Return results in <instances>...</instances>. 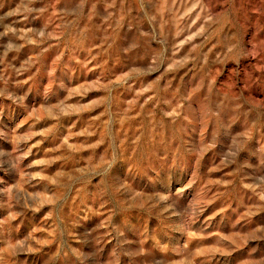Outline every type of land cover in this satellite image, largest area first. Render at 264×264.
<instances>
[{"label": "clouds", "instance_id": "obj_1", "mask_svg": "<svg viewBox=\"0 0 264 264\" xmlns=\"http://www.w3.org/2000/svg\"><path fill=\"white\" fill-rule=\"evenodd\" d=\"M0 264H264V0H0Z\"/></svg>", "mask_w": 264, "mask_h": 264}]
</instances>
